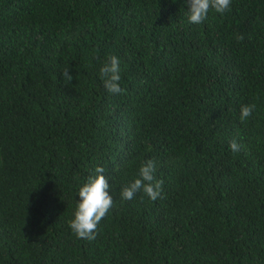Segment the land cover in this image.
Wrapping results in <instances>:
<instances>
[{
    "label": "trees",
    "instance_id": "trees-1",
    "mask_svg": "<svg viewBox=\"0 0 264 264\" xmlns=\"http://www.w3.org/2000/svg\"><path fill=\"white\" fill-rule=\"evenodd\" d=\"M187 11L0 0V264H264V0ZM111 55L123 95L100 77ZM147 159L164 197L121 199ZM96 167L114 204L89 242L68 221Z\"/></svg>",
    "mask_w": 264,
    "mask_h": 264
},
{
    "label": "clouds",
    "instance_id": "clouds-1",
    "mask_svg": "<svg viewBox=\"0 0 264 264\" xmlns=\"http://www.w3.org/2000/svg\"><path fill=\"white\" fill-rule=\"evenodd\" d=\"M187 2L188 22L200 24L207 18L210 10L221 15L230 11L232 0H187ZM236 39L237 41H242L244 37L238 35ZM120 64V59L115 55H111L99 69L104 88L113 95H123L126 92L120 83ZM60 74L65 84L73 80V76L69 74V68L67 67ZM254 110V104L241 106L240 121H246ZM242 147L243 145L238 144L236 140H232L229 143V148L233 153L240 151ZM94 172L95 175L88 176L87 181L79 188V202L76 203L73 218L68 221V226L72 233L78 239L89 242L96 238L98 225L107 216L114 204L113 196L109 194L110 186L108 180L102 175L105 172V168L96 167ZM155 172L156 162L153 159L143 161L138 170V178L121 189V199L130 201L139 192H142L152 201L163 198V180L157 179Z\"/></svg>",
    "mask_w": 264,
    "mask_h": 264
}]
</instances>
